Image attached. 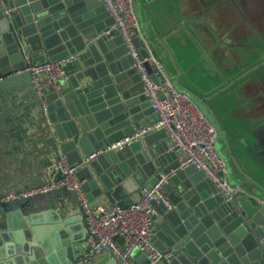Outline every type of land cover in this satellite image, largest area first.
<instances>
[{
  "label": "water",
  "instance_id": "water-1",
  "mask_svg": "<svg viewBox=\"0 0 264 264\" xmlns=\"http://www.w3.org/2000/svg\"><path fill=\"white\" fill-rule=\"evenodd\" d=\"M5 1L12 10L10 15H6L0 7V140L10 143L1 131L8 122L15 123L12 121L11 99L17 98L23 101L24 113L35 120L42 119L47 133H51V119L58 121L60 126L63 123L71 124L72 130L61 135L54 123L56 136L46 138L49 142L46 150L51 153L50 168L54 163L57 166L61 153L67 154L70 159L79 156L80 161L95 153L88 162L95 172L99 174L105 170L115 184L134 179L140 186L154 182L161 172L174 168V174L163 186L176 182L175 192L179 197L168 195L171 206L162 205L172 227H166L164 232L156 229L158 244L154 242V245L166 254L156 264H264V207L253 204L246 195L227 197L221 194L202 169L192 166L178 168L179 161L161 164L163 157L180 153L177 147L170 150L165 146L158 156L151 151L143 160L137 155L131 156L129 152L135 150L139 139L111 148L113 143L126 135L119 129L137 120L138 108L132 96L137 86L142 90V85L128 47L119 31L111 27L113 18L102 2L20 0L12 4L9 0ZM117 32L120 39L116 43L119 44L113 47L106 44ZM136 44L139 45L137 38ZM139 50L141 55H147L143 46L139 45ZM66 56H72V59L64 65L65 73L69 64H73L77 71L73 91L70 92L71 96L66 97L62 91L63 85L58 91L47 88L45 101L48 108L44 112L26 66L28 61L54 60ZM144 65L150 73L149 62L146 61ZM87 77L90 81H86ZM127 79L131 84L122 86ZM53 95L57 100L51 102L49 97ZM147 102L150 106L148 99ZM198 102L213 119L202 99ZM148 112H154L151 106L145 109V113ZM53 114L55 118H52ZM157 119L158 115L154 113L151 125ZM156 131L164 132L167 137L164 129ZM149 132L145 131L142 136ZM127 154L131 156L129 166L127 161H121ZM62 176L57 167L53 180L46 182L58 181ZM150 177L151 180L146 181ZM2 180L0 187L4 184ZM206 184L209 185L208 189L204 187ZM106 188L109 195V188ZM59 189L63 193H72L76 198L75 192L65 187ZM54 190L58 189L15 201H0V230L3 231L0 235H6L12 242L6 251L0 237V264H83L75 263L81 253L71 254L70 247L84 240L81 237L85 227L70 236L67 221L64 220L57 231L41 237L32 216L25 217L26 209H33L46 193ZM63 201H59L60 207L65 205ZM116 204L125 206L129 203ZM173 205L176 210L172 209ZM64 251L66 258L62 263H57L55 257L63 256ZM99 263L97 260L91 264ZM145 263H148V259ZM115 264L120 263L115 261Z\"/></svg>",
  "mask_w": 264,
  "mask_h": 264
},
{
  "label": "crops",
  "instance_id": "crops-1",
  "mask_svg": "<svg viewBox=\"0 0 264 264\" xmlns=\"http://www.w3.org/2000/svg\"><path fill=\"white\" fill-rule=\"evenodd\" d=\"M9 2L15 4L20 0ZM133 4L140 23L141 45L145 44L161 60L164 70L178 87L186 90L185 83L180 79V70L174 69L172 65L177 64L174 58L182 60V51L186 50L195 54L194 62L204 63L207 69L224 70L222 76L227 81L222 85L227 87L225 89H231L236 84L241 85L240 89H235L236 93L229 96L230 102L219 109V114L213 108L210 109L218 127L215 147L226 161L229 181L241 185L245 191L242 195H246L253 204L264 207V0H133ZM119 39L120 34L117 32L108 39V42L106 41V44L116 46ZM175 50L180 52L178 57ZM76 73L74 65L69 64L62 77V91L66 97L71 96ZM86 81L90 79L87 77ZM130 84L131 81L127 79L122 86ZM133 93L135 95L132 98L136 101L135 107L138 108L137 120L126 123L119 129L125 132V137H130L151 125L155 113H145V109L150 106L140 86H137V91L134 90ZM49 99L51 102L57 100L54 95ZM231 104L232 108L237 109L231 112L224 111L229 110ZM11 105V112L14 115L12 121L15 123L8 122L1 131L10 143L0 140V179L2 178L4 183L0 187V194L14 188L17 190L53 180L57 166L54 163L50 168L51 153L46 150L49 145L46 138L50 135L56 136L54 123L57 124L61 135H66L72 130L71 124L63 123V126H60L58 121L54 122L51 119L49 120L51 133H47L44 130L46 124H43L42 119L35 120L24 113L22 100L12 98ZM52 118H55L54 114ZM142 135L133 139L139 141L135 150L129 151L131 156L137 155L143 160L151 151L158 156L163 147L169 148V140L162 131L152 130L147 135ZM117 147L112 145L111 148ZM64 155L69 162L80 161L79 156L70 159L67 154ZM131 156L127 154L121 161H127L129 166ZM181 158L182 154L176 152L173 157H163L161 164L180 161ZM77 176L84 186L90 204L130 203L139 197L140 185L134 179L127 180L124 184H115L105 170L98 174L88 163L79 168ZM151 177L146 181L151 180ZM14 180L17 181L13 182ZM176 184L169 182L163 186L164 193L173 198L179 197L175 192ZM178 184L181 186L180 182ZM106 187L109 188V195ZM204 187L208 189L209 185L206 184ZM57 189L46 193L40 203H36L33 209L25 211L27 214L25 217L32 216L41 237L50 236L53 231H57L60 226L62 227L64 220L67 221L70 236L84 229L83 215L77 199L72 193H63ZM61 199L65 205L60 207ZM162 205L164 204L161 202H155L153 244L157 243L156 229L164 232L166 227H172ZM172 209L176 210L174 205ZM1 232L3 231L0 230ZM0 237L2 246L8 251L11 240L4 234ZM81 238H84V234ZM73 244L75 247H70L71 254L83 252L84 240ZM65 253L64 251L61 257L56 256L55 261L62 263L66 258ZM131 256L135 264H144L147 261L146 254L140 250L133 251ZM112 258L100 255L88 264L97 260L99 264H115L117 260Z\"/></svg>",
  "mask_w": 264,
  "mask_h": 264
},
{
  "label": "built area",
  "instance_id": "built-area-1",
  "mask_svg": "<svg viewBox=\"0 0 264 264\" xmlns=\"http://www.w3.org/2000/svg\"><path fill=\"white\" fill-rule=\"evenodd\" d=\"M100 1L113 18L111 27L119 31L128 47L133 66L139 73L142 92L158 115L154 124L117 141L113 147L136 139L145 131L164 129L169 140V148L177 147L182 154L178 168L192 166L202 169L205 176L215 184L217 191L227 197L245 193L241 185L232 183L227 178L226 161L215 147L218 135L215 121L186 90L175 84L164 70L161 60L145 44L141 45L140 23L133 0ZM0 5L3 12L10 15L12 8L6 4V1L0 0ZM136 38L139 45L147 50V55H141ZM71 59L72 56H66L54 60L28 61L26 69L30 72L32 86L44 112L48 108V103L45 101L46 89L58 91L62 88L64 65ZM146 61L151 66L150 73L145 68ZM94 156L95 153H92L79 162H69L67 157L61 154L57 160V167L60 168L63 176L58 181L3 192L0 194V201L27 198L65 187L75 192L85 227V248L75 263L88 264L95 257L108 254L120 264H135L131 253L134 249H138L146 254L148 263L145 264H156L166 254L157 249L152 242L155 202L171 206L163 191V184L174 174L175 169L161 172L151 184L141 185L138 199L125 206L90 204L77 172Z\"/></svg>",
  "mask_w": 264,
  "mask_h": 264
},
{
  "label": "rangeland",
  "instance_id": "rangeland-1",
  "mask_svg": "<svg viewBox=\"0 0 264 264\" xmlns=\"http://www.w3.org/2000/svg\"><path fill=\"white\" fill-rule=\"evenodd\" d=\"M175 51V55L178 57L180 52L178 50ZM194 57L195 54L190 51H182V60L174 58V62L177 64L171 65L174 69L180 70V79L185 83L184 88L196 100L198 105L201 107L198 100L202 99L209 111L213 108L215 112L219 114V109L230 102L229 96L236 93L235 89H240L241 85L236 84L233 85L231 89H225L227 87L222 85L227 81L225 77L222 76L224 70L207 69L204 63L200 61L194 62ZM232 106V104L229 105L230 109L224 111L231 112L237 109L235 107L232 108Z\"/></svg>",
  "mask_w": 264,
  "mask_h": 264
}]
</instances>
